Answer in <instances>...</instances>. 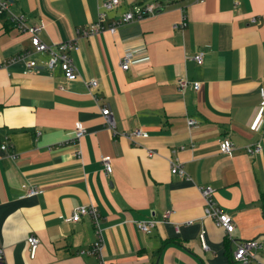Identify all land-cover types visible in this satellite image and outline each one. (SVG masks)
<instances>
[{
    "label": "crops",
    "instance_id": "0c3cea01",
    "mask_svg": "<svg viewBox=\"0 0 264 264\" xmlns=\"http://www.w3.org/2000/svg\"><path fill=\"white\" fill-rule=\"evenodd\" d=\"M104 1L12 0L29 23L45 24L46 43L75 41L76 80L60 66L49 69L47 53L34 56L36 67L9 63L33 46L28 33L0 18V236L7 263L100 264L81 253L96 240L91 217L64 220L94 205L111 264H238L234 252L250 239L261 246L249 264H264V0H161L163 7L142 19L78 36L98 20ZM152 1L121 0L105 25ZM127 48L135 60L122 70ZM183 77L200 88L180 91ZM91 78L99 81L98 100L85 83ZM106 106L118 132L142 128L148 136L134 144L114 134ZM77 122L87 128L79 140ZM224 138L234 144L230 154L220 149ZM257 142L261 152L250 155L247 146ZM104 155L112 158L110 174ZM171 162L186 175L173 174ZM30 185L44 192L22 198ZM203 186L214 189L232 232L206 215ZM150 218L162 222L143 233L135 222ZM32 235L40 240L34 257Z\"/></svg>",
    "mask_w": 264,
    "mask_h": 264
},
{
    "label": "built area",
    "instance_id": "2783aa9c",
    "mask_svg": "<svg viewBox=\"0 0 264 264\" xmlns=\"http://www.w3.org/2000/svg\"><path fill=\"white\" fill-rule=\"evenodd\" d=\"M121 3V0H105L100 6L99 18L95 22L91 23L86 28L77 29L78 36H90L97 34L107 28L109 30H116L117 26L125 22H132L144 18L145 16L152 14L158 9L163 7V2L161 0H153L152 2L146 3L144 5L136 6L134 10H128L123 14L121 20H118L114 23H111L109 27L105 25V20L107 18V10L117 7ZM7 17L11 24L22 32L29 34L31 43L33 46L32 50H24L19 54L13 56L9 63L23 62L27 67H36L37 61L34 58L36 54L47 53V67L49 69H54L57 66H60L64 72V75L69 80H76L80 77V73L73 61L71 56V51L75 48L76 44L74 40H68L60 42L54 45H50L42 40L41 34L45 30V24H31L28 22V19L24 13L14 12L12 9V0H0V18ZM255 21V19L253 20ZM188 23L186 15H184L181 25L184 27ZM177 27V24H176ZM194 59L202 64L204 61V54L198 53L195 55ZM135 60V52L131 48H127L124 52L122 60L120 62V67L122 70H128L131 68ZM86 86L88 87L90 93L98 100L97 90L99 87L98 79L91 78L85 80ZM192 84L195 90L200 88V82H190L187 78H180L177 81V87L180 91H184L188 86ZM261 94V111L264 114V87L260 90ZM102 114L105 118L106 126L113 131L114 134H121L127 139L131 140L134 144H139L137 141L138 138H145L148 136V132L142 128H136L129 132H118L116 123L114 120L113 113L111 109L106 106L102 108ZM188 123L195 128H198L200 125L193 118L188 119ZM87 133V128L83 125L82 122H77L75 129V140L81 139ZM264 138V134H263ZM4 149L7 148V145L2 146ZM262 143L257 142L255 144H250L247 146V152L250 155L260 153L262 150ZM220 149L223 153L230 154L234 149V144L229 138H224L220 143ZM148 153L150 156L154 155L155 150L149 149ZM101 162L104 165L105 171L107 174L112 173L113 171V162L110 156L104 155L101 158ZM171 172L173 174H179L181 176L186 175V170L184 167L176 162H171ZM44 192V188L41 186L30 185L26 192L21 196L25 198L27 196H33ZM202 195L205 199L206 215L213 217L226 231L232 232L234 230V224L231 217L224 213L223 210L218 206L216 200L214 199V189L211 186L201 187ZM171 215V212L168 211L164 214V220L166 221ZM84 216H90L94 222L96 229V240L92 243L91 247L88 250H82L81 253L95 254L99 258L100 264H111L104 259L102 251L104 248V235L103 228L101 226V215L99 210L94 205H83L74 210L71 214L65 216L64 220L66 222H78ZM162 221L150 218L136 220V226L143 233L150 234L156 228V226ZM28 243L30 245L31 256L34 257L36 254L37 247L40 243V240L36 236H30L28 238ZM202 244L204 248H207V244L203 240ZM260 242L258 239L244 240L239 243L237 250L234 252V261L241 264H249L251 259L254 257V250L259 248ZM0 264H8L5 258V249L0 236Z\"/></svg>",
    "mask_w": 264,
    "mask_h": 264
},
{
    "label": "trees",
    "instance_id": "16d2710c",
    "mask_svg": "<svg viewBox=\"0 0 264 264\" xmlns=\"http://www.w3.org/2000/svg\"><path fill=\"white\" fill-rule=\"evenodd\" d=\"M10 22V21H9ZM10 24H11V22H10ZM264 199V198H263Z\"/></svg>",
    "mask_w": 264,
    "mask_h": 264
},
{
    "label": "rangeland",
    "instance_id": "374dc122",
    "mask_svg": "<svg viewBox=\"0 0 264 264\" xmlns=\"http://www.w3.org/2000/svg\"><path fill=\"white\" fill-rule=\"evenodd\" d=\"M108 11V10H107Z\"/></svg>",
    "mask_w": 264,
    "mask_h": 264
}]
</instances>
